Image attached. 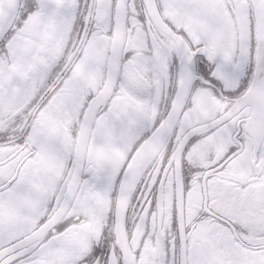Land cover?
<instances>
[{"label": "snow or ice", "instance_id": "1", "mask_svg": "<svg viewBox=\"0 0 264 264\" xmlns=\"http://www.w3.org/2000/svg\"><path fill=\"white\" fill-rule=\"evenodd\" d=\"M0 264H264V0H0Z\"/></svg>", "mask_w": 264, "mask_h": 264}]
</instances>
